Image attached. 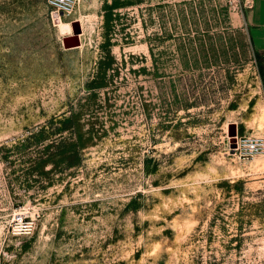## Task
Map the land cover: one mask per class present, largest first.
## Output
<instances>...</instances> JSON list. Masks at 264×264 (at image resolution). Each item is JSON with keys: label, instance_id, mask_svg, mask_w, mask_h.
I'll return each instance as SVG.
<instances>
[{"label": "rangeland", "instance_id": "374dc122", "mask_svg": "<svg viewBox=\"0 0 264 264\" xmlns=\"http://www.w3.org/2000/svg\"><path fill=\"white\" fill-rule=\"evenodd\" d=\"M76 1L0 0V264H264L249 3Z\"/></svg>", "mask_w": 264, "mask_h": 264}, {"label": "built area", "instance_id": "2783aa9c", "mask_svg": "<svg viewBox=\"0 0 264 264\" xmlns=\"http://www.w3.org/2000/svg\"><path fill=\"white\" fill-rule=\"evenodd\" d=\"M76 0H46L47 5L62 13H69ZM263 141L259 136H247L242 140L241 155L248 158H253L262 151ZM15 232L19 235L28 234L33 229V222L27 220L20 212H15Z\"/></svg>", "mask_w": 264, "mask_h": 264}, {"label": "crops", "instance_id": "0c3cea01", "mask_svg": "<svg viewBox=\"0 0 264 264\" xmlns=\"http://www.w3.org/2000/svg\"><path fill=\"white\" fill-rule=\"evenodd\" d=\"M249 3L247 22L253 48L264 53V0H246Z\"/></svg>", "mask_w": 264, "mask_h": 264}, {"label": "bare ground", "instance_id": "6f19581e", "mask_svg": "<svg viewBox=\"0 0 264 264\" xmlns=\"http://www.w3.org/2000/svg\"><path fill=\"white\" fill-rule=\"evenodd\" d=\"M77 2V1H76ZM76 2H75V4H76ZM72 11V10H71ZM70 11V12H71ZM69 12V13H70ZM72 20H79V18H75V19H72ZM67 24L70 26V28H71V25H70V22H67ZM80 28H81V33L80 34H77L78 36H79V38H80V41H81V38H82V34L84 33V25H83V23L82 22H80ZM256 121H257V125L258 126H262V125H264V115H261L259 118H257L256 119ZM260 137V136H259ZM261 139H262V141H263V147H262V150H263V148H264V138L263 137H260ZM262 152V151H261ZM263 160V157L261 156V157H259L258 159H257V162H260V161H262Z\"/></svg>", "mask_w": 264, "mask_h": 264}, {"label": "water", "instance_id": "95a60500", "mask_svg": "<svg viewBox=\"0 0 264 264\" xmlns=\"http://www.w3.org/2000/svg\"><path fill=\"white\" fill-rule=\"evenodd\" d=\"M77 24L78 23H75L74 26H75V30H77ZM76 44H77V39H76ZM71 45V44H70ZM65 46L68 47L69 46V42H66L65 43Z\"/></svg>", "mask_w": 264, "mask_h": 264}]
</instances>
